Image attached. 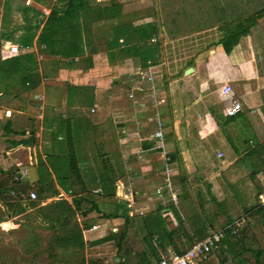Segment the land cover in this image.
<instances>
[{
    "label": "crops",
    "instance_id": "1",
    "mask_svg": "<svg viewBox=\"0 0 264 264\" xmlns=\"http://www.w3.org/2000/svg\"><path fill=\"white\" fill-rule=\"evenodd\" d=\"M124 1L93 0L95 8L111 3L118 4L119 14L111 19H98L90 23L88 35L95 48V52L90 55L91 67L85 68L87 50L71 62L68 59L44 55L43 62L35 66L37 84L27 92L17 86V74H4L0 71V98L7 90H10L14 97L11 101L0 100V187L10 188L11 183L18 184L17 175L27 169V164L24 163L26 150L29 162V142L32 143L33 153L38 151L44 160V154L53 139V132L63 136L64 119L71 123L73 140L77 142L74 144V151L77 154L81 146L88 142L89 137L97 141L96 147L104 148L103 129L111 122L108 114H105V109L108 108L106 100L115 92V86H118L124 91L123 94H134L136 103L125 99V102L119 104L118 112L116 111L118 118L114 126L113 141L115 154L112 156L115 155L119 162L116 168L110 165L112 170L116 169L115 195H119L121 189L129 184L132 188L140 187L142 181L139 177L144 175L148 181L147 184V181L143 182L144 187L150 188L153 193L155 181L157 178L160 180L163 169L160 155L151 150L155 142L157 120L161 126L163 143L173 175L178 176L172 178L176 201L165 204L164 208L150 200L144 201V204L148 208V214L155 209H161V216L168 230L177 228V222H180L184 232L192 237L193 230L186 220L193 212L183 216L187 214L182 211L188 210L190 204V196L184 194L183 189H193L197 185L202 187L203 184L189 183L181 174H188L198 168L197 165L204 161L203 157L210 166H213L216 160L227 169L248 150H252L253 147L240 149L236 144L235 133L239 125L235 124L236 120H244L247 124L245 130L251 135L246 139L247 145L253 142L255 137L259 140L258 145L264 140V118L259 112L264 105V45L260 38L253 36L255 34L247 33L239 37L228 54L216 43L214 49L207 53L202 49H195L193 55L187 57L181 47L183 41L179 44L180 55L177 57L167 50L171 41H174L173 38H156L157 31L145 41L152 52L142 62L143 57L139 53L144 46L139 40L113 49L106 47L115 27L130 25L135 30L144 29L155 20L152 16L141 20L142 15L149 14V10L142 7L129 9ZM20 33L21 31L17 32L18 35ZM2 41L9 40L1 38L0 43ZM34 41L35 37L28 47L29 51L37 49ZM191 42L186 41L184 45ZM194 43L198 45L196 39ZM185 49L189 50V47ZM0 53V63L15 57L1 51ZM45 65L48 68H45ZM187 68L192 71L185 75L183 71ZM224 84L231 88V99L241 105V110L234 119L222 114L225 102L222 103L217 91ZM141 86L144 87V92L148 93L147 97H144ZM37 94L41 98L33 99ZM90 109L94 112L90 113ZM138 109H143L144 112L140 115ZM25 140L29 141L27 145L22 143ZM241 140L243 142L244 139ZM257 151L253 152L254 155ZM217 154H220L219 158ZM136 167L137 169H134ZM205 184V196L210 194L213 198L214 182L207 178ZM32 185H29V191L21 194L19 198L0 199V238H3V242L0 241V249H3V252L12 248L17 253H52L57 255L58 262L55 264H66L64 260L72 258L69 256L73 252L72 247L53 244L52 239L61 237L67 229L77 225L84 243L83 254L81 253L83 264H91V261L107 264L108 259L100 254L101 246H89V243L108 236L111 226H114L118 233L122 232L123 220L119 217L99 218L98 214L93 212L82 217L74 211L72 215L61 216L64 222L62 227L49 223L44 220V216L48 215L44 208L60 201L71 205V195L56 187L58 194L55 197L31 200L28 193H35ZM142 188L141 186L139 189ZM138 194L134 192V199ZM115 195L113 193L112 197H99L91 194L101 210L117 201ZM169 205L173 206V211H169ZM40 208L41 211L38 210ZM179 237L182 239V236ZM108 245L110 246L109 243L105 246L109 247ZM165 250L168 253L173 252L170 245ZM119 254H122V251L117 253ZM88 255L90 257L87 259ZM15 259H18L17 256ZM112 261L115 264L117 258L113 257Z\"/></svg>",
    "mask_w": 264,
    "mask_h": 264
},
{
    "label": "rangeland",
    "instance_id": "2",
    "mask_svg": "<svg viewBox=\"0 0 264 264\" xmlns=\"http://www.w3.org/2000/svg\"><path fill=\"white\" fill-rule=\"evenodd\" d=\"M54 4L55 0H0V39L2 38L18 44L22 41L24 42L25 39L31 35V33L36 34V31L31 32L30 29L28 30L29 25L24 21L23 14L29 17L32 14L31 10L33 9H36L42 14L43 12L47 13L49 8ZM124 4H127L129 9L142 7L145 8L144 10H149V14L145 13V15H142L141 20L149 19L150 16L155 19L152 22V25L143 29V35L141 33L140 35H138L137 32L135 33V40L141 39L143 36L150 37L152 33L154 34V32L156 33L158 31L160 35H158L157 32L155 34L156 38L167 36L171 39L173 38L174 40L171 41L172 43L170 45L168 44V52H172L173 55H177V57H179L180 48L183 47L184 49L182 48V50L185 52L184 55L191 57L195 52V49H202L205 53L209 50H213L225 29H232L233 26L243 18L254 16L259 8L264 7V0H221V5L225 6L229 12V14L226 12L227 14L224 16L213 11V3L211 0H125ZM26 8L27 12L25 11ZM40 17H36L33 21H38ZM223 17L226 18L224 19ZM217 18L224 19V21H220ZM39 25L40 24L38 23L37 27ZM18 31H21L19 35L17 34ZM248 33L255 34L253 36L260 38L262 44L264 45V15L255 21L254 25L249 28ZM33 37L34 35L32 36V39ZM194 39L198 41V45L194 43ZM183 41L184 43H186V41L192 42L187 45H184L183 43V46L180 47L179 44ZM185 47H189V50L185 49ZM25 52H29L33 55L35 66L39 62H43L45 58L38 49L29 51L28 48ZM2 66V63H0V71ZM46 67L47 66L45 65V68ZM115 87V92L110 95L111 100L110 97L106 100V107L108 108L105 109V114H108L111 119V122H109L106 127H104L105 129H103L105 139L103 146H101L104 147L106 151H104V148L96 147L98 146L97 141H94L91 137H89L88 142H85L86 144L81 146L83 149L80 148L78 154L76 153V159L81 165V168L91 170L94 175L98 173H100V175L103 173H110L111 171L108 166L112 164L116 168L118 166L117 163L119 162L115 155L112 156V154H115L113 141L115 138L114 126L117 121L116 119L118 118L116 116V111L118 112L119 104L122 101L125 102V99L129 98L127 97V94H123L124 91L120 90L118 86ZM140 88L143 89L144 92V87L141 86ZM145 93L146 92H144L143 95L144 97H147L148 93ZM1 95V101H11L14 99L10 90L3 92ZM138 111L139 114L144 112L143 109H138ZM259 112L264 118V105L260 108ZM236 123L239 124L237 127V133H235L237 139H235V141H237L236 144H238L240 149L253 147L252 151L258 150L256 155L253 153L250 160H247L243 155L227 169H224L223 165L216 160L213 162L214 165L210 166V164L206 162L207 159L203 157L202 160L204 161L202 163L200 162V164L197 165V167H199L196 168L199 171H196L195 169L194 171H190L188 174H181L183 178H187L189 183L197 184L201 182L203 184L202 187L197 185V187L188 190L184 187V194L190 196V204H188V210L190 211H182L183 214H187L183 216H188L190 212H193L189 218L195 217L198 219L202 217L203 219H207L212 225L211 231H217L229 221H234L242 217L243 210L255 202V199H253V194L256 189L255 187H260L263 190L262 192H264V140L261 141L262 143L260 145H258L257 143L259 140L255 137L254 140L252 139L253 142L249 145L245 144L241 139L246 140L247 137H251V135H249V133L245 130L247 124L241 119L236 120L235 124ZM245 136L246 138H244ZM41 146L42 145L40 144V147ZM27 153V150L24 151V163H26L28 167L29 162L27 160ZM36 154L37 157L40 156L38 151L34 152L35 156ZM244 162L246 164L251 162L252 167L255 169L261 168L260 171L262 172L258 173L256 178H252V176L249 177V173L247 172L248 168L245 166ZM103 163L106 165L105 168ZM101 165L103 166V169ZM134 169H137V167ZM113 171H116V169H113ZM144 176L139 177L142 182L141 184L138 183L140 184V187L142 186L143 188L139 189L140 187L138 186L132 188L130 186V190L133 193H139L135 197V205H141L143 208V216H146L148 214V208L145 207L146 204H144V201L150 200V202L154 204L157 203L156 205L160 208H164L165 206L163 205L165 204L160 203V205H158L159 201L155 200L152 190L150 191V188L144 187L143 182L147 181ZM173 177L178 178L175 174ZM207 178L214 182V197L212 200L210 194L208 197L205 196V180ZM45 180H48V177L45 178ZM147 183L148 181L146 184ZM155 183L158 185L160 180L157 178ZM91 185L92 184L88 186V189L91 188ZM32 188L36 189L37 185L34 184ZM122 189H124V187ZM77 190L76 186L72 187L73 192H77ZM28 191L26 190L25 193ZM116 191L117 190L115 188L114 195L116 194ZM115 198L117 199L118 195H115ZM168 207L169 211H173V206L169 205ZM135 208L137 207L134 206L132 216H137ZM102 209L103 210H100L104 213H111L113 205L109 204ZM186 221L187 225L190 227L193 226L189 220ZM167 223H169V221H167ZM111 228L115 227L111 226L108 229V234L111 233ZM116 232L117 231L113 234H116ZM234 236L233 241L231 238L228 240L231 244L230 246H220L218 244L217 248L207 256V259L201 261V264H217L223 259L225 260V264H252L250 250L262 249L264 247V231L251 224V221L246 220L244 217V221L236 228ZM140 237L141 234L135 232L133 228L127 233V242L124 243V248L127 250L129 264H135L134 254L142 248ZM202 239L203 237L195 241ZM0 241L3 242V238H0ZM219 247L222 248L223 252L220 251ZM104 248L105 249L100 254H103L104 257L108 259L107 264H114L112 261L113 257L119 255L114 254V251L110 246L107 248L105 246ZM16 256L18 259H15ZM89 257L90 256L88 255L87 259ZM56 258V254L46 252L34 254L25 252L17 253L14 249L12 250V248H8L5 252H3V249H0V264H32L34 262L39 264H55L58 262ZM69 258V262L64 260L66 264L79 262L78 256H72V258ZM259 258L262 264H264V252ZM19 259L22 260V262H19ZM71 259H73V261H71Z\"/></svg>",
    "mask_w": 264,
    "mask_h": 264
},
{
    "label": "trees",
    "instance_id": "3",
    "mask_svg": "<svg viewBox=\"0 0 264 264\" xmlns=\"http://www.w3.org/2000/svg\"><path fill=\"white\" fill-rule=\"evenodd\" d=\"M211 1L213 3V11L222 16L227 14V8L221 5V0ZM92 3L93 0H55V4L49 8L46 16L36 9L31 10L32 14L29 17L23 14L24 21L29 25L28 30L30 29L31 32L36 31V34L31 33L24 42L22 41L19 44L14 42L21 48V54L1 62L3 65L1 71H3L4 74H17L15 82L17 86L22 88L25 92L36 86L38 79L35 73L36 68L33 55L29 52H23L22 50L24 47L28 48L31 46L30 43L33 35L35 37V46L40 53L56 57L57 59H68V61L71 62L75 57L82 55L85 50H87L88 56L84 60L85 68L91 67L90 55L95 52V48L93 46L94 43H92L88 35L90 32V23L98 19H111L119 14L118 4L111 3L107 6L95 8ZM25 11L27 12V8ZM263 12L264 7H261L256 11L254 16L245 17L237 22L232 29L228 28L223 31L217 44L221 46L225 54L229 53L231 48L237 43L239 37L248 33L249 28L254 25L255 21L264 15ZM38 16H41L39 20L33 21ZM217 19L224 21V19L221 18ZM38 23L40 27H37ZM142 31L143 29L135 30L130 25L115 27L112 30V38L106 43V47L108 49H113L115 47L127 46L135 40V33L137 32L138 35H140ZM141 39L138 40L142 42L144 47L140 50L139 54L143 57L141 61L144 62L149 56L148 54L152 52V49L145 44V41L149 39V37L143 36ZM138 40H136V42H138ZM232 119H234V117ZM62 130L64 132L63 136H58L53 132V139L49 143L47 153L44 154V160L40 156L37 157V154L35 156L36 181L33 185L36 184L37 188L34 190L36 197L34 200L55 197L58 194L56 190L57 187L66 193H70L71 205H68L64 201H60L46 206L44 209L47 210L48 215L44 216V220L62 227L64 222H62L61 216L63 214L72 215L74 211H77L82 217L93 212L98 214L99 218H121L123 220L122 232H116V234L110 233L104 238L89 243V246H101L100 252L105 249L104 247L107 243L110 244L114 254L117 255L119 251H122V254L116 256L117 261L115 264H129L124 243L127 242V233L132 228L135 232L141 234L140 242L142 244L141 250L134 254L135 264H158L161 259L167 257L168 252H166L165 248L168 245L171 246L175 254H181L196 242L195 240L202 237L204 238L207 231L212 228L210 221L207 219H203L202 217L198 219L195 217L188 218L193 225L191 226L193 236L189 237L184 232L180 222H177V228L168 230L161 216L160 208L149 212L146 216H128L125 203L117 201L112 204L113 210L111 213H104L94 201L90 194V190L94 189H92V187H98L95 188L99 191L97 196L112 197L115 189L114 183L116 181L114 171L109 165L108 168L111 171L110 173H103L102 175L98 173L94 175L91 170L81 168V165L76 159V151H74V144L77 142L73 140L71 123L67 119H64ZM243 141L247 144L246 140ZM28 142V140L22 141L24 145H27ZM253 152L252 150H248L244 154V157L250 160ZM244 164L248 168L247 172L249 173V177L253 176L256 178V175L262 172L260 171L261 168L255 169L252 167L251 162L248 164L244 162ZM105 167L106 165H104V168ZM47 177L48 180H45ZM17 182V185L11 183L10 188L0 187L1 200L19 198L20 195L25 193L29 188L28 183L21 181ZM90 184H92L91 188L88 189ZM73 186L77 187V192L71 190ZM255 188V193L253 194L255 202L243 210L242 216H244L246 220L251 221V224L264 231V206L259 204L257 198L258 195L264 192H262L263 190L260 187ZM212 199L213 198H211V200ZM38 210L41 211L42 208ZM232 222L233 220L229 221L226 225L220 227V229H223ZM223 233L224 235L219 239L217 245H226L228 247L231 245L228 240L231 238L233 241L235 233L232 234L229 229L225 230ZM179 236H182V239ZM52 242L56 245H68L72 247L73 252L70 253L69 256L79 257V262H75L74 264H83L81 253L84 243L77 225L67 229L61 237H54ZM179 246H181V248H179ZM219 249L223 252L222 248L219 247ZM263 252L264 247L262 249L250 250L252 257L251 263L262 264L259 257ZM90 263L95 264L96 261H91ZM201 263L200 261L199 264ZM217 264H225V260H220Z\"/></svg>",
    "mask_w": 264,
    "mask_h": 264
},
{
    "label": "built area",
    "instance_id": "4",
    "mask_svg": "<svg viewBox=\"0 0 264 264\" xmlns=\"http://www.w3.org/2000/svg\"><path fill=\"white\" fill-rule=\"evenodd\" d=\"M46 12H43V15L46 16ZM28 48L24 47L22 50L23 52L27 51ZM0 51L6 55L10 56H18L21 54V48L14 42L11 41H2L0 43ZM140 76V75H139ZM143 76L141 77V79ZM149 79V78H146ZM139 90L140 89H135ZM218 96L224 103L222 108V114L227 117H234L240 110L241 105L238 101L231 99V88L229 85L224 84L218 91ZM127 97L133 102L136 103V99L134 98V94L128 93ZM40 95H35L33 99H40ZM227 102V103H226ZM94 110L90 109V113ZM155 142L151 148L152 151L157 152L160 155L162 160V173L160 175V183L156 185L153 190V195L159 203L166 204V203H173L176 201V193L173 187V171L170 159L168 157V153L164 147L163 143V134L161 131V126L157 120L155 121ZM220 157V154H217V158ZM27 170L23 169L19 172L20 177H26ZM98 189L90 190V194L97 195ZM69 192H67V195ZM28 198L34 200L35 194L33 192L28 193ZM258 202L261 206H264V194L258 195ZM117 202H124L127 215L132 216V211L135 205L134 193L130 190L129 186L125 187L121 190L120 194L118 195ZM164 206V205H163ZM135 208L136 214L138 216L143 215V208L142 206H136ZM244 221V216L234 220L231 224L224 227L223 229H219L217 231H208L206 236L199 241L194 242L188 249H186L181 254H175L174 252H169L167 257L161 259L158 264H199L200 261H204L207 259V256L217 248V242L219 239L224 235V231L229 229L231 233L236 232V228ZM116 231L115 228H111L110 232L114 233Z\"/></svg>",
    "mask_w": 264,
    "mask_h": 264
},
{
    "label": "water",
    "instance_id": "5",
    "mask_svg": "<svg viewBox=\"0 0 264 264\" xmlns=\"http://www.w3.org/2000/svg\"><path fill=\"white\" fill-rule=\"evenodd\" d=\"M191 68H187L184 70V74L187 75L191 72ZM29 166L27 167V175L26 177H20L17 175V180L28 183V184H33L36 181V175H35V157L32 149V143L29 142Z\"/></svg>",
    "mask_w": 264,
    "mask_h": 264
}]
</instances>
